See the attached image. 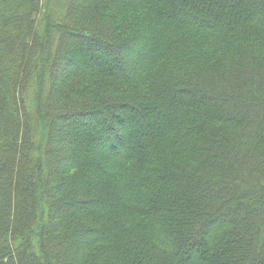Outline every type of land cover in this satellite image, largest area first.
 <instances>
[{
    "label": "trees",
    "instance_id": "1",
    "mask_svg": "<svg viewBox=\"0 0 264 264\" xmlns=\"http://www.w3.org/2000/svg\"><path fill=\"white\" fill-rule=\"evenodd\" d=\"M89 1L0 0V264H264V0L140 1L146 19L127 40L116 20L134 16L133 5ZM40 35L57 47L49 39L40 47ZM67 38L93 60L117 54L114 44L143 58L131 73L117 56L110 67L84 64L83 74L123 76L137 92L59 113L90 118L93 132L83 136L114 148L109 118L136 112L150 130L138 132L134 161L100 167L88 150L53 164L52 139L72 131L47 136L40 113L37 132L39 93L21 88L46 61L75 64ZM66 73L48 72L58 81ZM70 90L84 94L79 83ZM22 175L36 184L27 194L15 193Z\"/></svg>",
    "mask_w": 264,
    "mask_h": 264
},
{
    "label": "rangeland",
    "instance_id": "2",
    "mask_svg": "<svg viewBox=\"0 0 264 264\" xmlns=\"http://www.w3.org/2000/svg\"><path fill=\"white\" fill-rule=\"evenodd\" d=\"M117 1L126 2L128 5H133V8H134L132 9L134 16L126 15L125 13H123V16L116 20L118 25L123 23V28L125 27L127 29V30L123 29L121 30V34L119 33V36L121 38L127 40V38H131L132 36L134 37V34L136 33L133 30L135 28L141 27V24H142L141 20L142 18L146 19L145 12H148V11H146V9H143L139 5L140 1L144 2V0H117ZM88 2L90 3L89 0ZM77 5H78V1L75 2L74 8H76ZM52 7H53L52 15L55 14V17H56V18L53 17V21H56L58 20V17H59L58 9L63 8V11H64V5H62V2L59 1V3L57 2V4L55 5L53 4ZM43 18L44 16L42 17V20ZM56 23L57 22H53L52 26L50 24L49 28L55 26L54 24ZM72 28L75 29V25H69V27L67 28L65 27V30L67 32L68 30H71ZM48 37L49 36H47L46 38L44 37V35H40L36 37L35 40L37 41V43H39L40 47H44L45 41L49 39ZM67 40H69L68 43L70 44V46H73V48L75 49L76 54L75 52H73L74 54L67 53L68 55H70L71 59L73 58V61H75L74 62L75 64L72 65V64L64 63L61 65L60 62L58 61L54 66L50 67L49 61H46L42 66H40V70L38 67H36L33 73L30 74L29 78H27L26 83L22 84V88H21V92H24L29 89L31 90L30 93H32V91L39 93L38 103H39L40 112L38 111L39 113H37L36 116L31 115L32 116L31 119L33 121L34 127L37 128V132L42 128L41 123H39L38 121L40 120L41 114H43L44 116L45 123L46 121H50V124H51L49 125V122L46 123L47 125H49L48 126L49 131L46 130L47 133H45L47 136L51 135V132H54L55 134L54 129L56 128H60L62 133L64 130L72 131L73 135L66 136V138L63 140L61 138L55 139L56 137L52 139L53 140L52 143L54 144L55 148L53 151L49 153H50V157L52 156L53 164L57 166L59 165V163H63L65 161L76 162L78 160H76L77 157L75 156L74 153L88 152V150L90 151V153L95 152L97 154V157H96L97 161L95 163L98 164L100 167L107 168L109 167V165H111L110 164L111 162L120 161L121 159L123 160L124 158L130 159V160L132 159L134 161V156H133L134 151H138V143L136 142L137 141L136 137L138 138L137 136L138 132H141L143 130H150L149 125H147L145 122L139 121V119L137 118L138 115L136 114V112L131 111L126 116L125 115L126 110L116 111V115L118 117H114L112 119L109 118V120L112 123L110 124L114 126L112 127L116 129V132H117L116 134L119 137V139H114V141L112 142L115 144V146H113L114 148H112L111 145L108 144L109 142L105 144L106 142L102 141L98 135L94 134V136L93 135L91 136L92 138L86 137V135L85 137L83 136V133L87 131L91 133L93 132V130L90 128L91 127V123H89L90 118L77 119L76 117L73 119L72 118L69 119L67 117L65 118L64 116L63 117L59 116V113L62 112V110H64L63 108L71 106V105L76 106V105H83V104H94L101 100L104 101L102 104H108V103L112 104V102L121 103V100L124 99V96L129 95L130 93L132 94L134 92H137L134 90L135 89L134 87H131L132 85L127 86L126 84H124V81H123L124 78H121L123 76L115 79L116 75H111L112 77H108L106 75L97 76V75H91L92 73H88V74H83V73L89 72V70H86L87 69L86 67L88 66L89 67L99 66V67H104V68L110 67L111 66L109 63L110 60L108 58L109 55L117 56L119 60L118 62L121 64L122 70L126 69L128 72L131 73L133 72V70H136L143 63V60H142L143 58L140 55H138L137 51L134 52V50L133 51L130 50L129 47L127 48L119 47L114 44V46H112L111 48L114 51L117 50L116 52L117 54H114L115 52L113 53L110 52V54L108 52L104 53V50L101 49L103 51L102 59L97 61V60H93L90 57L88 58V55H86V53H84L83 51H81V49L78 48L79 46H77L76 41H74L73 39H68V38ZM105 40L108 42H111V38L105 37ZM64 41H66V39H64ZM112 41H115V40H112ZM48 42H50L49 44L50 49L52 48V46H56L57 44V41L52 42L50 39ZM135 48H136V44H135ZM139 51H142V50L139 49ZM64 53L66 52L64 51ZM52 57H50V59H52ZM84 64L86 65V67L84 66ZM81 66H84L85 68ZM49 70L52 73H54L56 77H61L67 71H68V74L66 73V76H64L63 78H61L60 81H58L57 79H54V77L52 79L51 74H48ZM85 75L89 77H85ZM35 78L37 82H35ZM109 78H111V80ZM47 81L49 83L48 88L46 85ZM78 83L80 85V88L84 90L83 96L76 95L70 90V89H73L75 85H78ZM61 88H63V91L57 100L58 105H56L57 106L56 107L55 104L53 105V103H51V98H54V96L57 97V92ZM136 88L141 90L142 87L140 86ZM88 93L89 94L92 93V94L88 95ZM125 100L128 101V99H125ZM251 107L254 109L253 105ZM56 108L58 109V111L56 110ZM79 120H82V121H79ZM106 136L108 135L106 134ZM81 137L82 139H79ZM120 139L121 140L124 139V142L126 144L123 147H122L123 145L122 144L121 148L120 146L119 147L116 146V145H120V142H121ZM79 140L81 142L80 145H82L81 147L79 145ZM118 148L119 150H117ZM7 156L12 157V158L16 157L15 153H8ZM90 165H92V163H90L88 166ZM112 169H113L112 170L113 176L115 174L116 175L119 174L118 170L116 171L114 170V168ZM37 183L41 188L44 187V182L42 179H38ZM88 183L90 184L89 188L92 189V186H93L92 181L89 180ZM35 185L36 184H34V179L30 180L27 176L22 175L19 180V183L15 187V193L19 190L20 191L22 190L24 194H27L28 192L32 190V188ZM95 189L97 190V188ZM33 207L34 209L37 208V206H33ZM12 209L16 215L20 216L18 212V208L15 205V202H14ZM31 219L33 221H37V216L32 215L31 217H27L26 220L30 221ZM216 219H217L216 221L218 220L220 221L221 218L217 217ZM204 239L206 240V238ZM200 254L201 253H199V251L195 252L193 257L200 255ZM25 261L28 263L27 257L25 258Z\"/></svg>",
    "mask_w": 264,
    "mask_h": 264
}]
</instances>
